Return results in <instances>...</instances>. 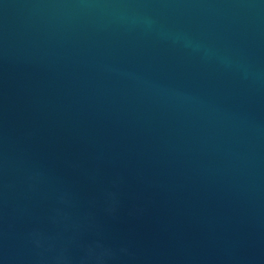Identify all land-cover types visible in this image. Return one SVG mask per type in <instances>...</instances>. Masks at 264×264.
Here are the masks:
<instances>
[{
    "label": "water",
    "instance_id": "obj_1",
    "mask_svg": "<svg viewBox=\"0 0 264 264\" xmlns=\"http://www.w3.org/2000/svg\"><path fill=\"white\" fill-rule=\"evenodd\" d=\"M0 264H264V0H0Z\"/></svg>",
    "mask_w": 264,
    "mask_h": 264
}]
</instances>
